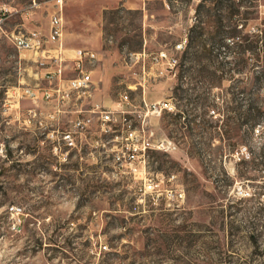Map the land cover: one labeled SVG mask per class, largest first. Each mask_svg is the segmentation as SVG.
Masks as SVG:
<instances>
[{
  "label": "rangeland",
  "instance_id": "obj_1",
  "mask_svg": "<svg viewBox=\"0 0 264 264\" xmlns=\"http://www.w3.org/2000/svg\"><path fill=\"white\" fill-rule=\"evenodd\" d=\"M54 3L0 0V264H264V115L250 109L264 103V34L247 48L245 30L264 31V0H64L63 76L71 48L91 49L97 98L118 107L127 93L132 126L176 144L136 172L97 120L81 152H59L74 114L41 98L49 59L5 33H47ZM160 50L176 64H154Z\"/></svg>",
  "mask_w": 264,
  "mask_h": 264
},
{
  "label": "built area",
  "instance_id": "obj_2",
  "mask_svg": "<svg viewBox=\"0 0 264 264\" xmlns=\"http://www.w3.org/2000/svg\"><path fill=\"white\" fill-rule=\"evenodd\" d=\"M54 10L50 14L49 29L45 33L41 29L22 27L5 31L6 36L18 49H26L33 51L36 54H41L48 58V63L53 69L46 72L48 85L39 87L41 98L47 102H54L57 112H61V106L67 104L68 111L72 115V127L70 129L61 131V140L65 145V150L58 149L56 145L54 150L64 155L65 159L72 150L82 151L79 146V141L82 142V135L89 130L92 123L96 120L100 124L102 132H115L114 140L121 141V143L114 144L111 148L114 163L119 168H126L129 171L136 172L139 169L141 158H145L148 150L160 149L171 151L176 147L175 142L169 137H154V131L145 128V119L142 121L141 128L133 127L128 113L131 111L126 108L129 102V95L123 93L118 107H108L104 102L96 99V91L98 90V82L92 76V70L86 63H95L97 55L91 49L74 48L71 53V58L74 62L72 67L73 74L69 77L63 76V68L61 61L63 57L60 56L64 49L63 35H64V0H55ZM9 11L5 8L0 9V29H3L5 19L9 16ZM260 14L264 16V4L260 6ZM243 22L238 23V28H243ZM245 30L249 33L256 34L261 38L264 34L263 29L247 28ZM259 38V39H260ZM187 38L179 41L176 48L183 49L186 46ZM229 44H233L235 39L227 37ZM226 51L225 45H222ZM146 55V53H142ZM39 56V55H38ZM37 60H39L37 58ZM177 59H171L166 51L160 50L152 57L154 64L165 63L175 65ZM262 97H264V86L260 89ZM39 95H36V98ZM146 107L145 116L149 113L160 114L162 106L159 103H147L144 101ZM167 106V103H164ZM215 112V110H213ZM55 113L52 114V118ZM260 124L254 128V132L260 131ZM119 131V132H118ZM118 132V133H117Z\"/></svg>",
  "mask_w": 264,
  "mask_h": 264
},
{
  "label": "trees",
  "instance_id": "obj_3",
  "mask_svg": "<svg viewBox=\"0 0 264 264\" xmlns=\"http://www.w3.org/2000/svg\"><path fill=\"white\" fill-rule=\"evenodd\" d=\"M253 36H254V38H255V41H254V43L253 44H248L246 47L247 48H250L251 46H253V47H257L258 45H259V41H260V39H259V37L256 35V34H253ZM233 39H235V37L234 36H231ZM234 44H236V41H234V43H233V45ZM237 45H241V44H237ZM229 47V45H225V48L227 49ZM260 77H263V75H261V76H258L257 77V79H260ZM262 86H264V85H262ZM260 89H261V87H260ZM260 89H259V93H260V95H261V92H260ZM261 97H262V95H261ZM250 109H252L253 111H255L256 113L253 115V119L255 120V119H257L258 118V120H259V118L261 117V116H263L264 115V103H262L261 105H257V106H254V105H252V106H250ZM257 124H260V122H257V121H255L251 126H252V133L254 132V128H255V126L257 125Z\"/></svg>",
  "mask_w": 264,
  "mask_h": 264
},
{
  "label": "crops",
  "instance_id": "obj_4",
  "mask_svg": "<svg viewBox=\"0 0 264 264\" xmlns=\"http://www.w3.org/2000/svg\"><path fill=\"white\" fill-rule=\"evenodd\" d=\"M24 24V23H23ZM75 48H82V47H75ZM74 48H71V50H73ZM96 81V80H95ZM98 89H99V85H98ZM97 93H98V90L96 91V99H98L97 98Z\"/></svg>",
  "mask_w": 264,
  "mask_h": 264
}]
</instances>
